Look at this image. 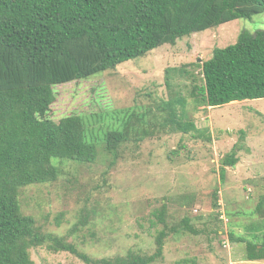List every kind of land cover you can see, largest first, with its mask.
Wrapping results in <instances>:
<instances>
[{
	"label": "rangeland",
	"instance_id": "374dc122",
	"mask_svg": "<svg viewBox=\"0 0 264 264\" xmlns=\"http://www.w3.org/2000/svg\"><path fill=\"white\" fill-rule=\"evenodd\" d=\"M258 29H264V12L54 86L57 99L50 116L58 121L81 115L97 157L92 163L55 159L58 179L22 188V212L93 258L124 256L131 249L154 254L156 237L165 230L163 253L150 264H264L246 260L245 242L232 239L264 234V217L256 210L264 196V98L197 111L190 98L192 86L203 82L199 64L214 48L236 43L243 30ZM172 67L177 71H171L169 85L167 69ZM172 97L187 99L185 118L197 131L163 125L165 102ZM110 130L128 136L116 153L105 147ZM234 149L239 161L226 167L222 179V159ZM186 218L197 232L184 227ZM30 253L36 264H89L45 246Z\"/></svg>",
	"mask_w": 264,
	"mask_h": 264
},
{
	"label": "trees",
	"instance_id": "16d2710c",
	"mask_svg": "<svg viewBox=\"0 0 264 264\" xmlns=\"http://www.w3.org/2000/svg\"><path fill=\"white\" fill-rule=\"evenodd\" d=\"M261 12L264 0H0V264H36L30 249L38 246L69 251L89 264H150L160 257L165 230L156 237L154 254L131 249L124 256L93 258L22 212V188L58 179L55 159L92 163L97 157L81 115L58 121L50 116L57 99L54 86L114 69L163 44L174 45L194 32ZM199 65L203 82L190 91L194 111L264 98V29L243 30L236 43L214 48ZM171 71L177 68L167 69L168 83ZM187 103L184 97L167 100L163 125L197 131L185 118ZM127 139L124 130L108 131L106 150L116 153ZM238 161L237 149L223 157L222 179L226 167ZM218 196L216 190L215 208ZM256 210L264 217V196ZM159 217L163 221L164 212ZM182 223L197 232L187 218ZM232 239L245 242L246 260H264V234Z\"/></svg>",
	"mask_w": 264,
	"mask_h": 264
}]
</instances>
